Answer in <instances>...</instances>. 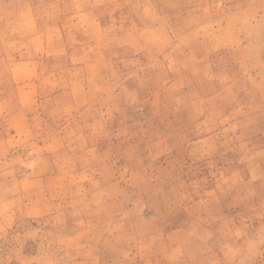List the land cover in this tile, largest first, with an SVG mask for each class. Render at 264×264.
I'll return each instance as SVG.
<instances>
[{
  "label": "rangeland",
  "instance_id": "obj_1",
  "mask_svg": "<svg viewBox=\"0 0 264 264\" xmlns=\"http://www.w3.org/2000/svg\"><path fill=\"white\" fill-rule=\"evenodd\" d=\"M0 264H264V0H0Z\"/></svg>",
  "mask_w": 264,
  "mask_h": 264
}]
</instances>
